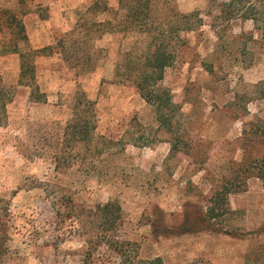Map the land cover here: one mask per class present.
Instances as JSON below:
<instances>
[{
  "label": "rangeland",
  "instance_id": "374dc122",
  "mask_svg": "<svg viewBox=\"0 0 264 264\" xmlns=\"http://www.w3.org/2000/svg\"><path fill=\"white\" fill-rule=\"evenodd\" d=\"M92 1H29L31 45L55 43ZM173 1L205 22L181 35L182 60L161 83L177 106L170 130L134 85L115 78L136 38L104 35L96 42L99 67L79 77L59 55L39 58L47 103H32L30 89L18 85L19 55L0 57L1 81L15 93L0 118V264H103L110 255L95 244L105 230L97 207L108 202L121 208L119 236L137 243L144 258L264 264L262 180L251 178L247 191L229 196L221 230L201 224L213 193L264 155V38L253 21L239 19L218 39L211 24L227 0ZM0 3L15 8L17 0ZM206 64L216 66L213 74ZM81 94L91 105L75 112ZM86 119L82 138L77 124Z\"/></svg>",
  "mask_w": 264,
  "mask_h": 264
},
{
  "label": "trees",
  "instance_id": "16d2710c",
  "mask_svg": "<svg viewBox=\"0 0 264 264\" xmlns=\"http://www.w3.org/2000/svg\"><path fill=\"white\" fill-rule=\"evenodd\" d=\"M31 0H17L15 8H4L0 3V57L17 54L20 57L18 85L30 89L32 103H47V95L37 83V60L41 57L59 55L62 62L75 72L76 76L91 74L99 67L102 51L96 42L106 34L123 35L124 39L136 38L141 46H132L129 53L122 55L116 63L115 78L119 82H129L140 96L157 113L160 127L171 129V121L177 106L168 89L162 86L166 69L182 60L185 51L181 35L196 31L204 25L200 11L179 12L173 0H119L118 7L112 8L110 0H93L79 12L74 27L62 34L55 43L43 48L32 47L24 22L30 13ZM210 3L217 5L214 0ZM217 13L211 28L218 39L221 33L236 20H251L264 38V0H227L217 5ZM172 42V44H171ZM172 45V46H171ZM216 55V52L212 54ZM214 64L205 65L213 74ZM13 88L7 87L0 78V118L7 115L8 106L14 101ZM75 112L79 106L91 105L83 94L77 97ZM77 119H75L76 121ZM1 121V119H0ZM86 119L78 122L79 134L85 137ZM264 141V129L260 134ZM237 173V172H236ZM244 175L238 173L234 179H227L222 191L213 193L206 212L202 217L203 230L218 232L219 221L230 210L229 196L247 191L248 180L257 178L264 182V155L245 165ZM247 174V175H246ZM97 215L105 225L103 238L96 241L97 248L106 246L109 259L98 261L103 264H166L161 257L144 258L137 243L119 236L121 229V208L115 202L97 207ZM190 230L188 224L185 226ZM90 245L92 241H87ZM1 247V245H0ZM92 252L85 256V263L92 260ZM191 264H205L194 261Z\"/></svg>",
  "mask_w": 264,
  "mask_h": 264
},
{
  "label": "crops",
  "instance_id": "0c3cea01",
  "mask_svg": "<svg viewBox=\"0 0 264 264\" xmlns=\"http://www.w3.org/2000/svg\"><path fill=\"white\" fill-rule=\"evenodd\" d=\"M30 39V38H29ZM31 43V42H30ZM33 47V46H32ZM34 48V47H33ZM43 48V47H42ZM36 49V48H35ZM14 55V54H13Z\"/></svg>",
  "mask_w": 264,
  "mask_h": 264
}]
</instances>
